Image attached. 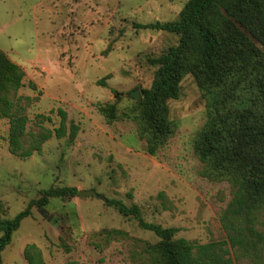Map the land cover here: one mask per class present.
Wrapping results in <instances>:
<instances>
[{"label": "rangeland", "instance_id": "obj_1", "mask_svg": "<svg viewBox=\"0 0 264 264\" xmlns=\"http://www.w3.org/2000/svg\"><path fill=\"white\" fill-rule=\"evenodd\" d=\"M188 1L0 0V49L25 71L19 95L37 98L27 110L30 127L38 115L50 118L45 126L59 127V109L67 113L68 132L72 124L79 127L74 141L54 137L22 160L10 153L9 122L0 119V223L48 190L104 197L50 198L42 207L48 217L33 206L1 264H28V245L39 248L45 264H164L152 254L159 238L108 199L138 207L147 223L176 229L174 239H227L222 217L237 188L211 174L197 154L208 105L196 78L186 75L178 97L167 101L174 133L156 156L138 133L143 90L158 69L150 60L177 46L180 36L137 25L173 22ZM108 104L116 108L112 123L101 112ZM255 217L252 226L264 234V207ZM234 264L255 263L234 256Z\"/></svg>", "mask_w": 264, "mask_h": 264}, {"label": "trees", "instance_id": "obj_2", "mask_svg": "<svg viewBox=\"0 0 264 264\" xmlns=\"http://www.w3.org/2000/svg\"><path fill=\"white\" fill-rule=\"evenodd\" d=\"M137 27L180 36L177 46L150 60L158 69L151 88L143 90L136 117L147 153L156 156L172 137L174 125L166 103L178 97L182 79L193 75L208 105L197 154L211 174L228 177L237 190L222 217L227 239L206 244L174 239L176 229L145 222L136 206L117 199L106 203L159 238L152 254L164 264H234V256L264 264V234L252 226L264 207V51L257 46L264 48V0H189L177 20ZM25 75L0 49V119L9 122L10 153L22 160L41 152L54 137L74 141L79 131L72 124L68 132L63 109L58 110L59 127L45 126L50 118L44 115L37 116L35 129L30 127L27 110L37 98L19 95ZM98 85L107 87L103 80ZM101 112L109 123L117 118L114 104L102 106ZM77 194L76 188L48 190L13 219L2 221L0 264L13 233L31 215L33 206L48 217L42 207L50 198ZM24 254L28 264H45L36 245H28Z\"/></svg>", "mask_w": 264, "mask_h": 264}, {"label": "water", "instance_id": "obj_3", "mask_svg": "<svg viewBox=\"0 0 264 264\" xmlns=\"http://www.w3.org/2000/svg\"><path fill=\"white\" fill-rule=\"evenodd\" d=\"M133 95L136 96L139 99L141 98V95L138 92H134ZM77 196L81 197V198L93 197V198L98 199V200L104 199V197L102 195L98 194L97 192H95L93 190L78 191Z\"/></svg>", "mask_w": 264, "mask_h": 264}]
</instances>
